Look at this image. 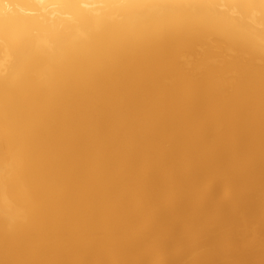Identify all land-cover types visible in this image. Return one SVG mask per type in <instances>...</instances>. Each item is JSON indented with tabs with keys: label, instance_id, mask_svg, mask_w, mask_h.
I'll return each instance as SVG.
<instances>
[{
	"label": "bare ground",
	"instance_id": "6f19581e",
	"mask_svg": "<svg viewBox=\"0 0 264 264\" xmlns=\"http://www.w3.org/2000/svg\"><path fill=\"white\" fill-rule=\"evenodd\" d=\"M0 264H264V0H0Z\"/></svg>",
	"mask_w": 264,
	"mask_h": 264
}]
</instances>
